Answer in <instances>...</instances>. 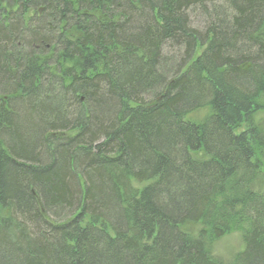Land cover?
Returning <instances> with one entry per match:
<instances>
[{
    "label": "trees",
    "instance_id": "obj_1",
    "mask_svg": "<svg viewBox=\"0 0 264 264\" xmlns=\"http://www.w3.org/2000/svg\"><path fill=\"white\" fill-rule=\"evenodd\" d=\"M261 96L264 0H0V264H264Z\"/></svg>",
    "mask_w": 264,
    "mask_h": 264
},
{
    "label": "rangeland",
    "instance_id": "obj_2",
    "mask_svg": "<svg viewBox=\"0 0 264 264\" xmlns=\"http://www.w3.org/2000/svg\"><path fill=\"white\" fill-rule=\"evenodd\" d=\"M199 14V13H198ZM199 16V15H198ZM201 16L196 18L195 23L197 26L203 24L201 22ZM167 60V61H166ZM176 60H180L176 54L172 50H165V61L162 64V72H166L167 70H171V66L175 64ZM259 103L264 106V96H261L259 99ZM208 110H199L194 114L190 115L188 118L192 121L202 122L207 116ZM255 126L264 127V111L258 113L254 119ZM246 130V124L241 125V127L237 130V133H242ZM256 161L260 166V176L257 181V188L264 189V148L256 152ZM200 229L202 227L200 224H192L186 225L183 227V230L187 233H191L194 236L198 237L200 234ZM244 227L240 229L231 230L224 237L215 240L209 241L208 247L212 257L216 260L223 262L224 264H233L235 258L244 250Z\"/></svg>",
    "mask_w": 264,
    "mask_h": 264
}]
</instances>
